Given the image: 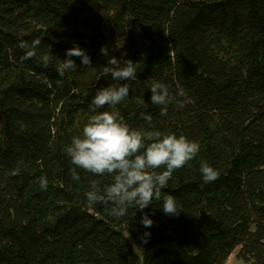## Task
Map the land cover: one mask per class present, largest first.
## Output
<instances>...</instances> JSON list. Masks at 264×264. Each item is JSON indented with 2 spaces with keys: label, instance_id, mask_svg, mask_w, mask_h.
I'll list each match as a JSON object with an SVG mask.
<instances>
[{
  "label": "trees",
  "instance_id": "obj_1",
  "mask_svg": "<svg viewBox=\"0 0 264 264\" xmlns=\"http://www.w3.org/2000/svg\"><path fill=\"white\" fill-rule=\"evenodd\" d=\"M77 45L92 66L71 57L77 67L60 77ZM102 46L135 63L116 109L145 144L159 131L200 145L160 200L119 218L86 196L113 176L75 168L65 151L97 90L123 83L103 74ZM153 81L175 97L167 115L151 103ZM204 163L219 178L202 187ZM168 194L179 215L163 212ZM236 249L264 264V0H0V264H224Z\"/></svg>",
  "mask_w": 264,
  "mask_h": 264
},
{
  "label": "clouds",
  "instance_id": "obj_2",
  "mask_svg": "<svg viewBox=\"0 0 264 264\" xmlns=\"http://www.w3.org/2000/svg\"><path fill=\"white\" fill-rule=\"evenodd\" d=\"M40 44L41 39L36 38L32 42V50L27 51L21 59L34 57L35 49ZM19 47L25 48L27 45L21 43ZM101 53L108 57L107 65L103 67V74L110 75L112 80L123 83L97 90L90 104V111L95 114L83 127L82 135L74 136L71 145L66 146L65 151L75 168L95 175L113 176V182L105 186L103 191L100 190L96 181H92L91 190L86 193V196L92 204L113 205L109 214L119 218L126 215L127 209L133 204L142 211L152 205L154 199L160 200L161 191L167 188L173 171L182 168L195 158L200 145L183 135L179 137L175 134L162 135L159 131L148 135L147 139L153 142L146 145L145 134L130 128L116 109V105L129 96L131 90L129 81L137 78L135 63L132 60H124L122 57L109 56L107 46L101 47ZM74 56L80 57L83 65L92 66L91 58L86 51L78 45L74 46L66 50L67 58L57 69L60 77L65 75L66 70L77 67L75 61L71 59ZM150 91L151 103L162 106L160 114L167 115V106L175 100L169 87L160 81H153ZM178 96H186L182 88L179 89ZM184 103L185 101H177V107L182 108ZM106 105L112 110L98 111ZM145 119L149 124L151 123V116H146ZM142 149L143 152H141ZM75 168L71 170V176L73 180L79 181L80 176ZM157 169L163 170L157 172ZM201 173L202 187L219 178V172L207 163L201 165ZM47 186V178L41 177V189L47 190ZM162 210L166 215H179L181 212L175 197L171 194L165 196ZM141 223L148 228L152 226L153 221L144 214Z\"/></svg>",
  "mask_w": 264,
  "mask_h": 264
},
{
  "label": "rangeland",
  "instance_id": "obj_3",
  "mask_svg": "<svg viewBox=\"0 0 264 264\" xmlns=\"http://www.w3.org/2000/svg\"><path fill=\"white\" fill-rule=\"evenodd\" d=\"M134 246H135V245H134ZM135 249H136V252H137L138 254H140V250H139V248H138L137 246H135ZM237 250H238V249H236V250L234 251V254L231 255V257H230V258H229L224 264H246V263H244L242 260H239V259L236 257Z\"/></svg>",
  "mask_w": 264,
  "mask_h": 264
}]
</instances>
